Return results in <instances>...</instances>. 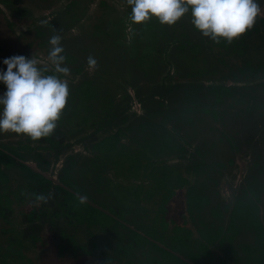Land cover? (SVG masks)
I'll return each instance as SVG.
<instances>
[{"label":"rangeland","instance_id":"1","mask_svg":"<svg viewBox=\"0 0 264 264\" xmlns=\"http://www.w3.org/2000/svg\"><path fill=\"white\" fill-rule=\"evenodd\" d=\"M16 8L17 11L7 10L0 3V9L4 12V15L0 16V69H6L2 63L5 58L23 55L36 59L38 66L47 70L45 74H52L54 69L48 59V53L49 39L54 34L61 36L64 55L69 52H71L69 54L74 53L72 55L75 61L68 59L69 61L65 62L70 69V74L62 78L68 80L70 95L57 122V127L65 133L66 149L59 160L53 162L51 153L39 149L37 141L27 136L0 133V144L11 145L15 148L27 144L40 151L42 156L51 163L49 172H44L45 175L56 182L65 156L74 155L76 164H78L75 181L82 193L91 195L90 197L94 198L96 204L100 202L113 204L124 210H131L135 219L141 220L146 225H154L158 231H161V227L153 220V216L162 204L160 192H165V190L155 187L153 177L162 176V170L158 169L161 165L168 174L175 172L170 175L171 180L166 181L175 191L163 213L168 224L166 234L170 233L174 225H186L197 235V228L203 224L207 225L208 220L211 219L209 205H203L205 207L200 208V211L193 208L192 213L186 212L187 189H192L195 195L207 196L212 202L211 205L217 201L231 207L248 169L253 170V155L254 152H259L260 143L262 145L264 143V132H262L264 130H261L250 142L247 141L256 128L254 121H249L246 124L249 126L248 129L241 131L236 140L240 149L233 153L229 152L226 146L216 141L213 128H221V125L212 116L199 112L190 113L185 110L179 113L180 110L173 106L175 101L170 98L163 102L162 107H158L153 99L145 98L156 92L153 84L158 80L160 82L157 67L150 75L139 76L140 74L136 72L124 75L121 67L119 70L114 67L118 63L110 59L113 56L111 52L110 57L102 62L103 65L97 61L94 69L89 68L87 58L80 56L84 45L89 44L90 54L96 52L97 49L99 52L104 48L100 39L91 37L95 31L121 29L122 24H124L126 43L130 44L134 35L135 37L140 36L143 41L148 39L144 33L140 34V25L131 21V7L127 0H22ZM261 9V15L264 16V2L261 3ZM119 34L121 35L122 32L119 31ZM253 45L257 47L262 44L256 39ZM154 54H158L157 51L152 55ZM214 54L217 55L216 63L213 60L209 61L208 56L206 58L211 66L216 65V75L211 83L205 81L204 75L179 77L173 68L171 71L174 77L170 82L187 81L189 84L200 78L204 81L200 80L194 85L206 87L220 84H233L238 87L245 85L244 82L232 83L228 80L229 75L237 72L239 66L245 67L243 62L239 58L225 54L221 58L218 51ZM221 59L222 66L218 64ZM121 61L117 62L124 65L126 60ZM134 63L135 61L132 60V64ZM177 65H181L182 68L178 70L179 73L193 71L184 58L178 60ZM78 67L82 68L80 72L76 71ZM166 69L165 64L161 65L163 72ZM253 79L250 85L256 88L259 87V83H264L262 76H256ZM83 80H90L92 87L101 97L105 94L109 95L112 104L109 110L103 111L102 107L106 101L100 98L89 103L91 109H85L79 104L74 89ZM134 82L138 84L139 91L145 99L143 103L134 97L131 88ZM4 91V85L0 84V94ZM235 97H238V94ZM157 98L158 96H155V99ZM230 104L231 98H225L224 105L219 110L225 109L230 114L233 112L229 110L230 108L236 109V107H231L233 104ZM256 106L258 108L252 115L258 111L256 114L257 127L262 128L263 123L261 122L264 120L260 118V115L264 117V112L259 109L264 108V94L256 101ZM156 110L162 112L156 114L147 112ZM85 117L88 119L84 120ZM243 119L246 121V118ZM142 121H148V124L140 126ZM225 125L228 128L238 126L233 120H226ZM119 129L121 133L117 150L111 153H99L94 148L102 138L115 134ZM257 139H259V146L255 142ZM128 154H131L136 161L132 162ZM229 158L233 160L231 166L227 164ZM27 163L34 169L37 168L32 160H28ZM146 163L155 164V169L152 167L146 170L143 167ZM208 165H212V169L206 167ZM254 173L256 177L264 180V171L259 174ZM175 175L186 178L188 183L183 188L178 187ZM12 178H17V180L15 182L10 180L7 185L0 183V194L9 193V189L18 190L19 184L17 183L21 178L19 179L16 175ZM216 180H218L217 186L214 185ZM151 190L154 193L148 195V191ZM10 197L14 201L10 208V223L3 221L0 217V264H136L134 260L142 258L137 250L131 251L128 256L117 255L113 250V245L103 236H90L83 226L69 224L63 216L53 218V223H58L62 231L76 245L85 246V250L90 251L89 254L83 253V250L79 248L76 249L77 255H75L69 249L61 257L57 244L62 240L52 236L50 231L43 233L44 241L34 244L29 240L24 241L22 245H17L19 231L23 227L20 226L23 218L18 211V205L26 204L27 198L18 204L15 197L13 198L12 195ZM0 200L3 201V198ZM262 202L264 204V192ZM220 212L222 214L220 224L226 227L228 212L224 209ZM53 226H55L53 230L56 229V225ZM7 229H10L12 233H7ZM92 240L96 241L94 249L91 245Z\"/></svg>","mask_w":264,"mask_h":264},{"label":"trees","instance_id":"2","mask_svg":"<svg viewBox=\"0 0 264 264\" xmlns=\"http://www.w3.org/2000/svg\"><path fill=\"white\" fill-rule=\"evenodd\" d=\"M21 1L0 0V3L7 10L17 11L16 6ZM3 15L4 12L0 9V16ZM189 15L190 12L171 27L162 26L156 19H152L140 25V34L144 33L148 39L143 41L140 36L135 37L134 35L130 44L124 40V24H122L121 29L95 31L91 37L100 39L104 48L99 52L97 49L95 50L96 52L90 54L89 44H87L82 47L80 56L84 58L93 56L96 61L102 63L110 57L109 53L111 52L113 56L110 59L118 63L114 67L118 70L121 67L124 75H129L131 72H136V74H140L139 76L150 75L153 69L157 67L160 82L158 80L153 84V89L156 92L147 95L145 98L156 101L158 107H162L163 102L170 98L175 101L173 106H176L175 109L180 110L179 113L185 110L190 113L199 112L212 116L221 125V128H213L216 141L226 146L228 151L233 153L240 149L236 140L241 131L248 129L247 127L249 126L246 124L249 121H254L256 128L252 131V136L247 138V141L250 142L261 130H264V121L261 122L263 123L262 128L257 127L256 114L258 111L255 115H252L258 108L256 101L264 94V83H259L258 88L250 85L256 76L264 77V18L259 19L257 17L253 27L247 30L240 38L231 42L221 39L219 43H216L211 38L202 36L194 28L190 20L191 15L190 18ZM96 28L99 29L98 27ZM119 31L122 32L121 35ZM256 39L262 45L255 47L253 44ZM155 51L158 54L152 55ZM216 51H218L221 58L225 54L234 56L236 59L239 58L243 62L245 67L239 66L237 72L229 75L228 80L244 82L245 85L242 87L224 84L209 85L208 87L194 85V83L203 80L200 78L189 84L187 81L170 82L174 77L173 71H171V68H173L179 77L183 75H204L205 81L211 83L216 75V65L211 66L206 61V58L208 56L209 61L213 60L216 63L217 55L214 54ZM69 53L65 54V62L69 61L68 59L75 61V57L72 55L74 53ZM183 58L189 63L193 71L179 73L178 70L182 68L177 63L178 60ZM121 60H126L124 65L117 62ZM132 60L135 61L134 64H132ZM163 64L167 67L164 72L161 70V65ZM218 64L222 66V59ZM81 70L82 68L78 67L76 71L80 72ZM105 72L107 73V70ZM240 77H243V79H240ZM131 88L135 97L143 103L145 99L139 91L138 84L134 82ZM74 93L79 104L85 109H91L89 103L99 98L106 101V104L102 107L103 111L112 107L109 95L105 94L103 97L98 95L90 80L81 81L75 87ZM237 94L238 97H235ZM155 96H158V98L155 99ZM228 97L231 98V104H233L231 107H236V109H229L233 110L230 114L225 109L219 110L224 105V99ZM100 105H103V103H100ZM259 110L264 112V108ZM155 112L162 111L156 110ZM227 114L229 115L227 116ZM260 116L264 120V117ZM243 118H246V121ZM85 119H88V117H85ZM226 120H233L238 126L228 128L225 125ZM146 124H148V121H142L140 126ZM120 133L121 130L119 129L115 134L105 136L94 148L99 153H111L117 150ZM64 140L63 131L57 127L52 136L41 138L37 143L39 144V149L51 153L53 162H55L59 160L66 149ZM255 142L259 146V139L255 140ZM166 145L168 144L166 143ZM260 145L258 148L259 152H254L252 159L253 172H256V174L264 171V143L263 145L260 143ZM254 149L256 150V148ZM28 160L34 161L38 169L34 170L24 163ZM50 164L40 151L31 148L27 144L16 148L11 145L0 144V183L7 185L10 180L15 182L17 178H12L14 175L18 176L19 179L21 178L17 183L19 184L18 190L9 189V193L0 194V198H3V201L0 200V217L2 220L10 223V208L14 202L10 195L13 198L15 197L18 204L27 198L26 204H17L18 211L23 218L20 223V226L22 225L23 227L19 231L20 236L19 240L16 241L17 245H22L24 241L29 240L34 244L44 241L43 233L50 231L52 236L62 240L57 244L58 253L61 257L69 249L75 255H77L75 253L76 249L79 248L83 250V253L89 254L90 251L85 250V246L76 245L62 231L58 223H53V218L63 216L67 223L83 226L88 235L103 236L113 245V250L119 256H128L131 251H139L142 258L134 260L136 264H264V223L258 217V197L260 192H263L264 185H256L255 188L251 189L250 192L253 197L248 196L245 200L236 199L230 210L226 228L220 224L222 214L219 213L216 205L210 204L209 200L205 204V206L209 205V210L211 211V219L208 220L209 225H205L204 231L199 230L201 239H194V243H192L191 232L180 226L172 228L170 233H162L154 225H146L141 220L135 219L131 210H124L113 204L101 202L96 204L94 198L90 197L91 195L82 193L80 186L75 181V174L77 175L78 171L76 166L78 164H76L74 155L65 157L63 166L57 174L56 183L42 173L49 171ZM227 164L229 166L233 164L232 158L227 160ZM211 166L208 165L206 167L212 169ZM145 167L147 168V166ZM253 177H255L254 173ZM169 178L170 175L164 171L161 177H153L155 187L165 190V192H160L162 204L158 212L164 211L163 204H166L173 195L170 183L166 182ZM178 179L176 177V180ZM178 182L182 186L183 183H186V180L180 179ZM263 183L264 180L259 178L258 184ZM215 184H218V180L214 181ZM243 192L245 195L247 194L246 191ZM152 193L154 191H148V195ZM41 196L45 200H39L38 197ZM206 199L207 197L205 196H195L191 192L187 194L188 205L192 204V202L201 204L206 202ZM129 215L132 217H127ZM158 218L159 215H155L153 220L159 223V226L165 231L167 229L165 220L160 217V221H158ZM53 225H56L54 230L55 226ZM8 232L12 233L10 229H7ZM247 235L253 237V239L248 240ZM157 241L163 243L164 246L158 245ZM95 243V240L91 241L93 249L95 248ZM235 248L238 249V252H236ZM176 252L181 255L177 256ZM186 258L192 263L188 262Z\"/></svg>","mask_w":264,"mask_h":264},{"label":"clouds","instance_id":"3","mask_svg":"<svg viewBox=\"0 0 264 264\" xmlns=\"http://www.w3.org/2000/svg\"><path fill=\"white\" fill-rule=\"evenodd\" d=\"M130 19L143 25L156 19L162 26H173L190 12L191 23L204 37L219 43L231 42L251 29L262 14L264 0H127ZM48 59L53 73L38 66L36 59L23 55L5 58L0 69V133H15L33 141L54 134L57 122L66 107L70 89L69 67L61 44V36L49 39ZM90 69L97 66L93 56L87 58ZM39 200H45L43 196Z\"/></svg>","mask_w":264,"mask_h":264},{"label":"flooded vegetation","instance_id":"4","mask_svg":"<svg viewBox=\"0 0 264 264\" xmlns=\"http://www.w3.org/2000/svg\"><path fill=\"white\" fill-rule=\"evenodd\" d=\"M258 18L259 19H261V18H264V16L263 15H259L258 16ZM232 82V81H231ZM233 83V82H232ZM230 85H233V84H230ZM133 94H134V92H133ZM134 97H135V95H134ZM136 98V97H135ZM155 98V97H154ZM152 112H154L155 114L156 113H158V112H155V111H152ZM63 131V130H62ZM64 133V132H63ZM64 136H65V133H64ZM71 155V154H70ZM130 155V156H129ZM67 156V155H66ZM65 156V157H66ZM128 158L132 161V162H135L136 160H135V158L131 155V154H128ZM125 157H127V155L125 156ZM58 161V160H57ZM34 162V161H33ZM24 163H26L28 166H30L29 165V163H27V161L26 162H24ZM51 165V164H50ZM155 165V164H154ZM153 164H151V163H146L145 165H143V167L146 169V170H148V168H154L155 169V166H154ZM145 166H147V168L145 167ZM31 167V166H30ZM37 167V166H36ZM32 168V167H31ZM160 168H162L161 170H163L165 173H166V171L164 170V168H163V166L161 165L158 169H160ZM33 169V168H32ZM38 168H36L35 170H37ZM162 171V172H163ZM45 172V171H44ZM44 172H42L43 173V175H45V173ZM49 172V171H48ZM253 170L251 171L250 169H248V171H247V173H246V176L244 177V179H243V181L241 182V184H240V186H239V189H238V192L236 193V195H235V199H234V201H233V203H232V205H231V207H229V205H227V204H221L220 202H214L213 204L214 205H216V207L218 208V210L220 209V210H223L224 209V211L226 212V210H227V212H228V216H229V213H230V210L232 209V207H233V205H234V203H235V201H236V199L237 198H241L242 200H245V199H247L248 198V196H251V197H253V195L251 194V189L252 188H255L256 187V185H264V183L263 184H258V177H256V175H255V173H254V175H255V177H253ZM175 172H173V173H169V175H173ZM176 177H178V176H176L175 175V181L177 182V184H178V187H180V188H183L187 183H188V180L186 179V178H184V177H178L179 179L178 180H186V183L184 184H182V186L180 185V183L178 182V180H176ZM171 180V176H170V178L167 180V182H169ZM218 185V184H217ZM216 184H215V186H217ZM170 187H171V184H170ZM172 188V187H171ZM172 190H173V188H172ZM243 191H246L247 192V194L245 195L244 194V192ZM174 190H173V194H174ZM186 192H187V194H188V192H191V194L192 195H195V194H193V192H192V189H187L186 190ZM263 192H264V189H263ZM263 192L261 193L260 192V194H259V197H258V199H259V202H258V207H259V210H258V217H259V219L262 221V223H264V204H263V202H262V197H263ZM173 196V195H172ZM172 196L169 198V200L168 201H170V199L172 198ZM195 196H197V195H195ZM201 196H205V195H201ZM205 197H207V196H205ZM246 197V198H245ZM207 199H208V201H207ZM207 199H206V202H202L201 204H197V203H195V202H192V204H187V195H186V205H187V210H186V212H188V213H192V210H193V208H197L198 209V211H200L199 209L201 208V209H204V207L205 206H203V205H205V204H207L208 202H209V198L207 197ZM212 202L210 201V204H211ZM167 204V203H166ZM166 204H163L164 205V211L163 212H158L157 211V213L155 214V215H159V214H161V216H159V218L160 217H163V213L166 211ZM160 208H161V206H160ZM160 208H158V210L160 209ZM220 210H219V213H221L220 212ZM210 213H211V211H210ZM154 215V216H155ZM153 216V217H154ZM157 219L158 221H160V219ZM163 219H164V217H163ZM165 220V219H164ZM165 222H166V224H167V221L165 220ZM205 225L206 224H203L201 227H198L197 228V235H195L194 234V232L192 231V229H190L189 227H187L186 225H174L172 228H174L175 226H180V227H182V228H184V229H187V230H189L190 232H191V242L192 243H194V239H201V235H200V233H199V230H202V231H204L205 230ZM209 225V222L207 223V225L206 226H208ZM227 226V225H226ZM166 227H168V224L166 225ZM172 228H171V231H172ZM226 228V227H225ZM166 231V230H165ZM165 231L163 230V228L161 227V231H159V232H162V233H165ZM170 231V232H171ZM247 239L248 240H252L253 239V237H250L249 235H247ZM192 243H191V245H192ZM235 243V242H234ZM157 244L158 245H160V246H164L163 245V243H161V242H159V241H157ZM236 244V243H235ZM191 245H190V248H191ZM235 250H236V252H238V249L237 248H235ZM159 255V254H158ZM176 255L177 256H179V255H181L180 253H178V252H176ZM186 260L188 261V262H190V263H192V261H190L188 258H186ZM194 264V263H193Z\"/></svg>","mask_w":264,"mask_h":264},{"label":"water","instance_id":"5","mask_svg":"<svg viewBox=\"0 0 264 264\" xmlns=\"http://www.w3.org/2000/svg\"><path fill=\"white\" fill-rule=\"evenodd\" d=\"M33 168V167H32ZM34 169V168H33ZM35 170V169H34ZM47 178H49V179H51V180H53L52 178H50V177H48L47 175H45ZM53 182H55L56 183V181H54L53 180Z\"/></svg>","mask_w":264,"mask_h":264}]
</instances>
